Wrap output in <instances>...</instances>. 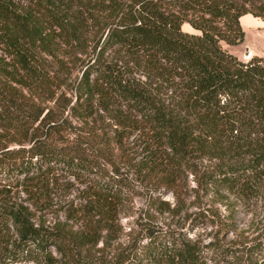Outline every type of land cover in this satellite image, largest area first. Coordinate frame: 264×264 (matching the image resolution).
<instances>
[{
  "label": "trees",
  "instance_id": "16d2710c",
  "mask_svg": "<svg viewBox=\"0 0 264 264\" xmlns=\"http://www.w3.org/2000/svg\"><path fill=\"white\" fill-rule=\"evenodd\" d=\"M244 13L264 20V0H0V264L208 263L181 228L147 224L105 257L93 247L144 189L188 174L241 196L264 185V56L225 47ZM66 177L79 193L63 203ZM241 264H264V237L241 244Z\"/></svg>",
  "mask_w": 264,
  "mask_h": 264
},
{
  "label": "rangeland",
  "instance_id": "374dc122",
  "mask_svg": "<svg viewBox=\"0 0 264 264\" xmlns=\"http://www.w3.org/2000/svg\"><path fill=\"white\" fill-rule=\"evenodd\" d=\"M255 17L249 24H247L248 18L242 19L241 27L244 30V35L240 43L225 46L242 60L247 59L252 54L264 56V20ZM182 27L196 31L188 23H184ZM248 49L250 54L247 52V56L244 52ZM0 53H2L1 45ZM76 72L77 70L74 74ZM127 141L125 143L126 151L129 152L133 142ZM14 145L17 144H10V146ZM125 168L122 167L123 170ZM127 174L131 178L132 173L127 172ZM66 178L70 179L72 184H69L70 187L66 190L56 191L57 195L54 198V200H60L61 198L59 199L58 196H61L63 203L79 193L76 188L79 183L78 179ZM196 178L197 176L194 174H188L183 176L172 189H166L164 186L152 190V192L144 189L143 192L128 197L126 202L129 206V215H121L120 227L116 237L110 240L108 245L104 239H99L93 247L94 253H102L100 255L105 257L116 252L121 246L128 244L134 236L140 237L143 234V228L150 224L163 228H181L189 231V234L193 235L194 238L198 237L199 243L204 248L203 253L207 264H223L221 251L223 245L230 246L229 249L237 254L238 262L233 260V264H241V244L264 237V185L254 189V192L251 191L249 194L241 196L236 188L199 184ZM15 190L14 194H16L17 199L27 201V195L23 190ZM151 195L160 197V201H163L161 207L149 205L148 201ZM30 209L34 211L35 218L43 216L50 219L55 215L53 211L47 208H38L32 205ZM198 209L207 215L204 217V224L200 226L194 225L192 221L193 212ZM221 222H228L232 227L223 228ZM99 248L104 251H100ZM8 264L38 263L34 260H21L12 261Z\"/></svg>",
  "mask_w": 264,
  "mask_h": 264
},
{
  "label": "crops",
  "instance_id": "0c3cea01",
  "mask_svg": "<svg viewBox=\"0 0 264 264\" xmlns=\"http://www.w3.org/2000/svg\"><path fill=\"white\" fill-rule=\"evenodd\" d=\"M243 18H248L247 24H249L250 22H252L254 20V16H252L249 13H244V14L239 16V22H240L241 25H242V19ZM255 18H257V17H255Z\"/></svg>",
  "mask_w": 264,
  "mask_h": 264
},
{
  "label": "water",
  "instance_id": "95a60500",
  "mask_svg": "<svg viewBox=\"0 0 264 264\" xmlns=\"http://www.w3.org/2000/svg\"><path fill=\"white\" fill-rule=\"evenodd\" d=\"M247 52H248V51L246 50V51L244 52V54L247 55V54H248ZM247 56H248V55H247Z\"/></svg>",
  "mask_w": 264,
  "mask_h": 264
},
{
  "label": "bare ground",
  "instance_id": "6f19581e",
  "mask_svg": "<svg viewBox=\"0 0 264 264\" xmlns=\"http://www.w3.org/2000/svg\"><path fill=\"white\" fill-rule=\"evenodd\" d=\"M248 52H249V54H250V51H249V49H248Z\"/></svg>",
  "mask_w": 264,
  "mask_h": 264
}]
</instances>
